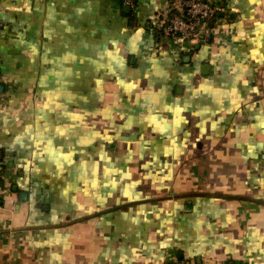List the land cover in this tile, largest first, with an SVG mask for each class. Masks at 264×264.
I'll list each match as a JSON object with an SVG mask.
<instances>
[{"label":"crops","instance_id":"obj_1","mask_svg":"<svg viewBox=\"0 0 264 264\" xmlns=\"http://www.w3.org/2000/svg\"><path fill=\"white\" fill-rule=\"evenodd\" d=\"M125 1L0 0V264H264V0Z\"/></svg>","mask_w":264,"mask_h":264},{"label":"built area","instance_id":"obj_2","mask_svg":"<svg viewBox=\"0 0 264 264\" xmlns=\"http://www.w3.org/2000/svg\"><path fill=\"white\" fill-rule=\"evenodd\" d=\"M125 3L132 6L134 0H126ZM219 10L216 0H174L170 14L160 26L162 36L201 42L213 31L211 22Z\"/></svg>","mask_w":264,"mask_h":264},{"label":"trees","instance_id":"obj_3","mask_svg":"<svg viewBox=\"0 0 264 264\" xmlns=\"http://www.w3.org/2000/svg\"><path fill=\"white\" fill-rule=\"evenodd\" d=\"M123 14L126 15V16L132 15L131 13H125L124 10H123ZM159 34L162 35V31H159Z\"/></svg>","mask_w":264,"mask_h":264},{"label":"water","instance_id":"obj_4","mask_svg":"<svg viewBox=\"0 0 264 264\" xmlns=\"http://www.w3.org/2000/svg\"><path fill=\"white\" fill-rule=\"evenodd\" d=\"M128 9H130V7L129 6H126V10H128Z\"/></svg>","mask_w":264,"mask_h":264}]
</instances>
